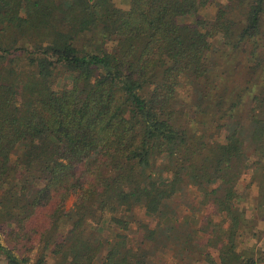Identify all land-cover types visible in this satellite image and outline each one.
<instances>
[{
    "label": "trees",
    "instance_id": "1",
    "mask_svg": "<svg viewBox=\"0 0 264 264\" xmlns=\"http://www.w3.org/2000/svg\"><path fill=\"white\" fill-rule=\"evenodd\" d=\"M118 1L0 0V264H262L264 0Z\"/></svg>",
    "mask_w": 264,
    "mask_h": 264
},
{
    "label": "rangeland",
    "instance_id": "2",
    "mask_svg": "<svg viewBox=\"0 0 264 264\" xmlns=\"http://www.w3.org/2000/svg\"><path fill=\"white\" fill-rule=\"evenodd\" d=\"M118 2L119 5H121L122 7H127L129 0H119ZM204 12L212 14L214 12V9L209 8ZM248 178L249 177L247 176L244 177V180L241 182L240 190H243L244 186L248 182ZM257 194H258V189L256 187L252 188L251 190L252 198L248 203L244 205V207L247 209L249 217L255 218L256 223L257 222L258 223L256 224V228L252 230V232L250 231L240 240L239 249L240 251H244V252H250L251 251L250 249H254L256 257H260L259 259H264V207L262 206L263 210L261 214H256L254 211H252L254 204L253 199L257 197ZM74 202H75V197L72 196L67 204L68 209L73 207ZM138 215L141 217V220L150 224L151 228L155 227V224H151L150 221L143 215L142 212H138ZM135 229L136 227L133 228V230ZM139 235H140L139 233L138 234L132 233L131 238L138 239ZM211 252L217 258L218 254L214 250H212ZM35 255L36 253L33 254V256ZM160 257H161L160 259L163 260L162 264H166V263L172 264L171 261H173L174 253L169 250H165V253H162ZM193 264H207V263L205 262V259L202 257L199 258L198 262L194 260ZM262 264H264V261Z\"/></svg>",
    "mask_w": 264,
    "mask_h": 264
}]
</instances>
